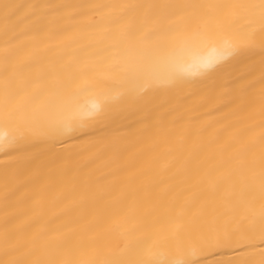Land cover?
I'll return each instance as SVG.
<instances>
[{
    "label": "bare ground",
    "instance_id": "bare-ground-1",
    "mask_svg": "<svg viewBox=\"0 0 264 264\" xmlns=\"http://www.w3.org/2000/svg\"><path fill=\"white\" fill-rule=\"evenodd\" d=\"M207 2L215 0H0V106L6 81L13 95L39 91L55 100L69 62L102 77L114 60L138 56L121 43L116 10L90 6ZM6 3L18 6L8 19ZM210 54L197 48L170 64L160 53L159 71ZM260 76L258 55L229 59L209 75L125 104L71 138L37 137L10 154L0 151V261L47 258L42 244L58 232L85 245L69 258L100 262L123 248L125 233L143 236L170 207L186 203L192 227L223 223L227 182L213 185L236 167L233 138L260 132ZM262 247L214 248L196 259L259 264Z\"/></svg>",
    "mask_w": 264,
    "mask_h": 264
},
{
    "label": "snow or ice",
    "instance_id": "snow-or-ice-1",
    "mask_svg": "<svg viewBox=\"0 0 264 264\" xmlns=\"http://www.w3.org/2000/svg\"><path fill=\"white\" fill-rule=\"evenodd\" d=\"M17 7L3 5L6 19L9 14H15L12 10ZM29 7L35 10L40 6ZM90 7L116 10L121 43L126 52L134 50L138 56L114 60L102 77L94 76L86 64L75 67L69 62L55 100L39 91L13 95L6 81L5 98L0 106V151L10 154L9 149L18 150L37 137L71 138L73 133L108 118L125 104L170 91L191 76L209 75L229 59L257 55L261 68L260 132L258 136L249 135L251 129H248L233 138L238 145L236 167L213 185L215 188L221 180L227 182L225 196L230 214L223 223L192 227L186 203L179 209L170 207L166 215L153 221L143 236L125 233L123 248L100 262L69 258L85 245L72 244L53 232L46 235L42 244L50 253L47 258H13L0 264H201L196 259L198 254L214 248L264 246V0ZM197 48L208 49L211 54L194 57L176 71H159L160 53H167L169 63L176 64L182 54ZM5 60L7 71V53ZM107 81L114 82L117 88L108 86ZM255 87V82L248 85L249 89ZM82 98H91V102L81 103ZM161 224L164 227L155 226ZM261 255L264 257V247ZM242 264L254 262L246 260ZM259 264H264V259Z\"/></svg>",
    "mask_w": 264,
    "mask_h": 264
}]
</instances>
